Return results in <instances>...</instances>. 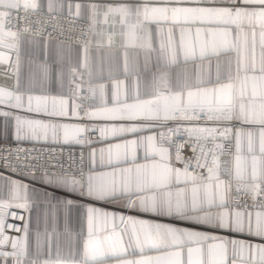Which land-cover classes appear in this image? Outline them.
Returning a JSON list of instances; mask_svg holds the SVG:
<instances>
[{
	"label": "snow or ice",
	"instance_id": "obj_1",
	"mask_svg": "<svg viewBox=\"0 0 264 264\" xmlns=\"http://www.w3.org/2000/svg\"><path fill=\"white\" fill-rule=\"evenodd\" d=\"M45 7L55 19L65 3L0 0L14 77L0 117L17 143L0 148V264H264V0H69L88 25L67 96L21 83V48L45 28L8 25ZM105 35L123 65L93 83L87 52ZM46 59L43 77L62 81ZM49 143L81 150L36 147Z\"/></svg>",
	"mask_w": 264,
	"mask_h": 264
},
{
	"label": "crops",
	"instance_id": "obj_2",
	"mask_svg": "<svg viewBox=\"0 0 264 264\" xmlns=\"http://www.w3.org/2000/svg\"><path fill=\"white\" fill-rule=\"evenodd\" d=\"M101 1H114V0H70V2L75 5L76 3H81L87 5L89 3H101ZM42 3L46 4V0H41ZM69 0H64L65 8L63 12H67V3ZM46 10V7L44 8ZM73 10L75 8L73 7ZM81 18L88 20V11L87 9H82ZM38 43L37 44H29L25 43L21 48V83L23 85L27 84V80L29 74H32L35 86L37 91L41 88L44 89L45 92L51 95H68L69 87L68 81L71 79L70 75V66L78 67L79 64L83 61L85 57V53L81 45L78 44H70L66 42H62L56 39H46L43 37L35 38ZM96 41H99L101 46L96 47ZM122 41L119 37L114 39V43L111 47L108 46L107 43V35L103 37H96L93 40L92 46L89 48L87 52L88 61L93 73V83H96V77L99 75V69L103 66L104 75H107V70L109 66L112 67H120L123 65V49L121 48ZM136 56V52L129 49V57L130 60ZM50 65L55 70H62L64 73V77L62 81H58L53 77V81L49 84V81L43 77L40 72V65L45 63ZM141 57V66H143V54H140ZM63 60L65 63H61ZM179 71V70H177ZM87 75H85V85L84 87H88L87 84ZM61 83L63 87H61ZM2 110H9L4 106H0ZM16 114L19 115H27L20 110H13ZM4 117H0V141L1 140H9L13 139V120L11 118L8 119V127H7V135L5 136L4 130ZM66 122L75 123V122H87V121H76V120H68ZM96 123H102V121H96ZM99 147L100 145H96ZM87 157V154H86ZM21 179L25 183H29L26 178H16ZM37 222V214L35 212L32 213V225L35 227ZM63 221L61 220V225ZM43 225V216L41 214V226ZM80 223L79 217L77 214L73 215L72 219V228L74 231H79Z\"/></svg>",
	"mask_w": 264,
	"mask_h": 264
},
{
	"label": "built area",
	"instance_id": "obj_3",
	"mask_svg": "<svg viewBox=\"0 0 264 264\" xmlns=\"http://www.w3.org/2000/svg\"><path fill=\"white\" fill-rule=\"evenodd\" d=\"M102 3H108L112 2L115 3L117 0L114 1H101ZM75 12V10H73ZM15 13H13V20L11 24L8 25V27H11L14 31L20 30L23 28V26L27 23L33 30L39 29L42 26L45 28V31L37 37H43L46 39H56L62 42L70 43V44H78L82 46L83 41L77 40V37L81 34V29H86L88 25V20L82 19L81 17L77 18L75 16H69L68 11L62 12L55 15V19H52L49 17V14L47 13V10H43L40 13H29L28 14V20L25 21L23 19L17 20L15 19ZM24 14L21 13V16ZM39 21V22H37ZM47 21V23H45ZM53 25L56 26L55 30H53ZM51 32V36H48L47 33ZM61 32H63V36L61 35ZM7 51V50H4ZM13 60L15 58L14 54ZM9 66L8 65H0V85L11 87L14 83V77L12 79H9V76H12V73L8 71ZM87 88V87H86ZM87 94V93H85ZM94 134V138H95ZM17 146V143L14 139L9 140H1L0 141V148L3 147H11L15 148ZM22 147H32L33 145L28 142H24L21 144ZM36 147H44V148H51V147H63L65 151H67L69 148H73V150L77 153L80 152L79 146H71V145H53L51 143L49 144H41L36 145ZM87 151L85 150V157H86ZM14 178H24L20 176H16ZM11 211H15L18 215H26L22 209H12ZM9 223H16L17 225L22 226L23 221L15 220L11 217H9ZM9 235H16V233H13L11 230H8ZM5 250H11L10 246L6 248Z\"/></svg>",
	"mask_w": 264,
	"mask_h": 264
}]
</instances>
